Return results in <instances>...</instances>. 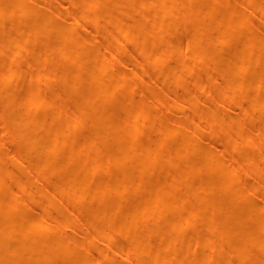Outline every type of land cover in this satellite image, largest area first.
I'll list each match as a JSON object with an SVG mask.
<instances>
[{"label": "bare ground", "instance_id": "6f19581e", "mask_svg": "<svg viewBox=\"0 0 264 264\" xmlns=\"http://www.w3.org/2000/svg\"><path fill=\"white\" fill-rule=\"evenodd\" d=\"M263 21L264 0H0V264H264ZM247 90L249 130L214 106ZM140 123L156 133L139 140Z\"/></svg>", "mask_w": 264, "mask_h": 264}, {"label": "rangeland", "instance_id": "374dc122", "mask_svg": "<svg viewBox=\"0 0 264 264\" xmlns=\"http://www.w3.org/2000/svg\"><path fill=\"white\" fill-rule=\"evenodd\" d=\"M225 1L228 2V3H231L232 0H225ZM191 3L192 2H188V5H190ZM155 9L156 8L154 6H151L150 8H146V11H150V10L153 11ZM142 10H144V9H142ZM68 14L69 13L63 14L64 16H62V17H66ZM219 14L220 15L225 14V15H228V16H238V19H240L243 16V10H240V11H237V12L220 11ZM255 15H256L257 18H259L261 16L260 10H256ZM249 26L250 25H248V28H246V30L249 29ZM260 28H264V21L262 23H260ZM105 31H106V28L102 26V28H100V30H98V31L93 30L92 34L97 35V34H101V33L105 32ZM82 32H83V30L79 29L76 32H74V35H76V36H78L79 34L82 35ZM189 34H190V31L187 28H182L180 30V32H176L174 30H170V36H171L170 39H173L172 41H174V40H185L188 37ZM237 43H239V39L235 40V41H233V42H231V43H229L227 45H225L224 49H228V48L236 45ZM90 47L92 49H94L95 51H98V49H100L102 47V43L97 42L95 45H92V46L90 45ZM181 56H184V54H182V53L174 54L172 52V50H170V48L166 52V58H167L168 61L175 60V59H177V58H179ZM141 59H143V58L141 57ZM52 63H53V61L46 62V61H44V59H41L40 62H39V65L42 66V67H48ZM157 67L158 66H156V65H152V66H150L148 68V71L145 73V75L143 77L145 83H151L153 85H158L157 82L154 81L153 77H152V73L157 69ZM106 68L108 69V66H106ZM119 69H124V64L123 63L122 64L119 63L114 70H111V72L118 71ZM200 73L203 74V75L210 74V75L214 76L215 78H217V77H219L220 70L219 69L214 70L212 68H202L200 70ZM20 80L21 79L18 77L12 83L19 82ZM126 87H127V83L126 84L124 83V85H122V87H120L117 90V93H121V92L123 93L125 91ZM219 87H221V86H219ZM215 88H216V86L214 84H210L207 87L206 93L201 96L202 101H207L209 99V97H210L211 91L214 90ZM27 90H28V88H23V90H21L22 95H23V92L27 91ZM47 93H48V90H44L42 92L40 98L45 96ZM227 94L228 95L226 97H228V98L225 99V101H221L220 103L214 104V106L218 107L221 110L220 118L226 117V118H230V119H236L239 116L238 114L242 111V112H245V113L251 115L250 119L242 122V126L245 129L249 130L252 126L261 123V121L256 117L258 115V112H259L260 108L259 107H249L248 104H247V102L251 99L252 96H254L256 94V92H254L252 90H247L246 92L242 93L241 95H235V94H233L232 91H230V92H227ZM231 96L238 97V99L240 101H238L234 105L231 104L229 102V100H228L229 97H231ZM228 108H232L229 114L224 112V110L228 109ZM175 110L176 109H175V107H174V105L172 103L171 107L168 109V114L170 116H177V117L188 116L192 120H196L197 119L196 115L195 114H191L188 109L180 111L178 113ZM139 126L143 130V133L138 136V139L141 140V141L148 140L154 133H156V130L151 128L149 125H145L143 123H140ZM192 126H193V124H191V127ZM202 126H203V128H202V131L200 132V137H201V139H203V140H205L206 142L209 143L210 140L212 139V136L208 133V126H207V124H203ZM235 127H236V125H233V124L229 125V128H231V129L235 128ZM192 129H193V127H192ZM221 135L223 136V132H222ZM0 136L3 138V140L6 142V144H8L9 140L11 139V136L5 135L3 133V130H0ZM16 148L17 147L15 145H7L6 149L8 151H10V152H13ZM225 155L226 154L224 153L221 156H225ZM181 164H182V161L176 163L175 166H178V165H181ZM170 169H171V167L163 168L160 171V173L164 174L165 172H167ZM129 193L130 192H128L127 196H126L127 201L131 202V201H134V200H136L138 198V196L133 197V196L129 195ZM67 199H68V196H63V197H61L60 201L61 202H65ZM74 205H75V203L74 204H67L63 208H60V210L61 211L62 210L66 211V210L70 209L71 207H73ZM179 213L180 212H177V211L176 212H168L166 216H167L168 219H171L175 214H179ZM145 216H147V215H145ZM158 218H159V214L157 213V214H155L156 222L151 224L150 226L159 225V219ZM56 227H57L56 233H58V234L64 232V233H69L72 236L76 235V232L74 231L73 228H70L69 230H65L63 227H61V225L60 226L56 225ZM168 227L173 228V226L170 225V224H168ZM195 228L196 227L194 226V227H191V228H181L179 230L182 231V232L190 233V232H193L195 230ZM46 235L49 237V236H51L53 234L46 233ZM115 243H118L117 245H120V244H123L124 241L123 240H119V241H117ZM102 244L103 243H100V245H102ZM180 249H181V245H178V246L172 248L169 252L174 255V254H177L180 251ZM129 261H130V258L127 259V262H129Z\"/></svg>", "mask_w": 264, "mask_h": 264}]
</instances>
